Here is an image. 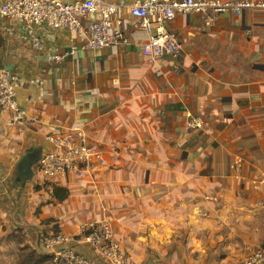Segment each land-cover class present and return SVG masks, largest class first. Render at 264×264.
Here are the masks:
<instances>
[{"label":"crops","instance_id":"obj_1","mask_svg":"<svg viewBox=\"0 0 264 264\" xmlns=\"http://www.w3.org/2000/svg\"><path fill=\"white\" fill-rule=\"evenodd\" d=\"M106 1L125 7L114 18L124 39L98 51L83 49L86 38L64 27L0 18V67L15 77L24 129L0 111V167L15 165L14 155L32 145L44 154L49 135L67 128L81 129L103 152L94 178L67 171L48 181L52 196L41 197L38 213L39 197L23 208L26 199L4 190L0 245H18L5 234L19 227L23 241L42 251L43 235L109 211L135 264H245L264 247V9L243 10L238 25L229 10L212 25L179 14L167 26L180 36L181 53L151 63L132 0ZM215 38L226 43L225 69L195 59ZM189 112L206 118L204 130L185 127ZM34 180L43 181L37 170ZM55 189L67 197L55 198ZM80 251L97 258L86 245ZM9 260L18 263V253H0V264Z\"/></svg>","mask_w":264,"mask_h":264},{"label":"built area","instance_id":"obj_2","mask_svg":"<svg viewBox=\"0 0 264 264\" xmlns=\"http://www.w3.org/2000/svg\"><path fill=\"white\" fill-rule=\"evenodd\" d=\"M124 8L106 0H5L0 4V18L27 25L49 23L64 27L86 38L83 49L98 51L112 44L118 45L124 39L114 28V18ZM128 8L139 17L149 35L141 50L152 63L181 53L183 42L180 36L167 26L177 15L197 13L203 17L205 25H212L217 22L220 12L229 10L238 25L243 10L264 9V0H132ZM69 54L59 55L58 59L63 60ZM14 79L11 72L0 67V111H11V124L23 131L19 125L21 111L15 100ZM206 124L202 114H187V129H204ZM48 138L50 146L37 165L38 181H60L67 171L76 176H96L103 152L88 142L82 131L61 129ZM83 245L92 248L97 258L81 252ZM40 249L53 256L54 264H103V260L107 264H135L130 251L116 241L114 215L109 211H105L101 219L75 223L70 231L43 235ZM245 264H264V247L255 249Z\"/></svg>","mask_w":264,"mask_h":264},{"label":"water","instance_id":"obj_3","mask_svg":"<svg viewBox=\"0 0 264 264\" xmlns=\"http://www.w3.org/2000/svg\"><path fill=\"white\" fill-rule=\"evenodd\" d=\"M225 48L226 43L224 41H218L217 38L206 40L203 42V48L196 51L197 56L195 59L201 63L205 62L206 68H215L216 70L221 68L225 69L227 62L230 60V57L226 56ZM43 151V145H32L25 150L21 158L17 161L15 165L16 182L21 183V188L32 181L34 177V166L42 158Z\"/></svg>","mask_w":264,"mask_h":264},{"label":"rangeland","instance_id":"obj_4","mask_svg":"<svg viewBox=\"0 0 264 264\" xmlns=\"http://www.w3.org/2000/svg\"><path fill=\"white\" fill-rule=\"evenodd\" d=\"M73 130H79V131H82L81 129H77V128H72ZM83 132V131H82ZM83 135L85 136V134L83 133ZM87 141H88V139H87ZM89 142V141H88ZM23 152L24 151H20V153H17V154H15L14 155V161L15 162H17L18 161V159L20 158V156L23 154ZM17 160V161H16ZM50 182H52V181H50ZM34 183H36V187L33 189V190H31L32 191V193H33V196H31V199H33V202H36V198L37 197H39V199H40V202L38 203V206H36V211H37V213L39 212V211H41V209H42V206L44 205V203H41V197H44V199H45V202H50V196H52V194H49L47 191H46V189L48 188V184H46V183H48V180H46V179H44L41 183H39V182H37L36 180H34ZM39 185H41V187L38 189L37 187L39 186ZM57 191H59L60 192V190H57ZM61 193V192H60ZM29 205V202H28V200L23 204V208H27V206ZM22 205H20V204H18L17 205V209H19V207H21ZM29 211H31V210H29ZM114 215V214H113ZM39 223H40V221L38 220L39 219V217H36L35 218ZM15 223V225L17 226L18 225V222H14ZM41 224V223H40ZM29 225H32V222L30 221L29 222ZM29 232H31V230H29ZM46 232V231H45ZM7 234H9V236L6 238V240H9V239H14V241L15 242H18L19 241V235H23L24 233H23V231H22V229L21 228H19V227H12V228H10L9 230H8V232L5 234V236L7 235ZM40 235V234H39ZM120 239L118 238V237H116V241H119ZM5 244H2V245H0V249H3V246H4ZM17 247H18V245L15 243L14 245H10L9 243L6 245V247L3 249V251L2 252H0V253H2V254H6V256L8 257V258H11L14 254L16 255V251H15V249L17 250ZM255 251V250H254ZM254 251H252V253H251V255L253 254V252ZM39 252H41V251H39ZM247 259V258H246ZM246 259H245V261H244V263H246ZM10 262H11V260H9V261H7V264H10ZM16 264H18V263H16Z\"/></svg>","mask_w":264,"mask_h":264},{"label":"flooded vegetation","instance_id":"obj_5","mask_svg":"<svg viewBox=\"0 0 264 264\" xmlns=\"http://www.w3.org/2000/svg\"><path fill=\"white\" fill-rule=\"evenodd\" d=\"M204 129H189V130H204ZM21 156H20V158H21ZM16 163H15V165H16ZM13 164L14 163L5 164V165L0 167V205L6 206V202H3L5 200V196L3 194V191L6 190L7 188H9L10 191H12V190L15 191V196H16L15 198L18 202H20L21 199L24 198L26 200H24L23 203H25L28 200L29 205H34L35 202H33V199L28 198L27 193H28L29 189L33 190L36 187V183L30 184L28 182L26 184V186L21 188V183L16 182V175H15V168H14L15 165H13ZM36 170H37V165L34 166V171H36ZM31 190H30V192H31Z\"/></svg>","mask_w":264,"mask_h":264},{"label":"trees","instance_id":"obj_6","mask_svg":"<svg viewBox=\"0 0 264 264\" xmlns=\"http://www.w3.org/2000/svg\"><path fill=\"white\" fill-rule=\"evenodd\" d=\"M60 190V193L59 191ZM67 191L65 189H55L54 197L62 200L66 198ZM50 221L51 219H47ZM24 235H19V243L17 247L18 264H49L54 260L51 254L37 251L30 244L23 241ZM53 259V260H52Z\"/></svg>","mask_w":264,"mask_h":264}]
</instances>
